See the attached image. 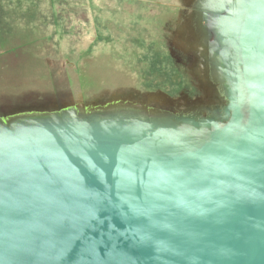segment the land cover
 I'll use <instances>...</instances> for the list:
<instances>
[{"label":"water","instance_id":"1","mask_svg":"<svg viewBox=\"0 0 264 264\" xmlns=\"http://www.w3.org/2000/svg\"><path fill=\"white\" fill-rule=\"evenodd\" d=\"M213 104L0 117V264H264V0H197Z\"/></svg>","mask_w":264,"mask_h":264},{"label":"rangeland","instance_id":"2","mask_svg":"<svg viewBox=\"0 0 264 264\" xmlns=\"http://www.w3.org/2000/svg\"><path fill=\"white\" fill-rule=\"evenodd\" d=\"M192 1L0 0V117L67 104L195 102L190 81L201 84L185 57L199 39Z\"/></svg>","mask_w":264,"mask_h":264},{"label":"flooded vegetation","instance_id":"3","mask_svg":"<svg viewBox=\"0 0 264 264\" xmlns=\"http://www.w3.org/2000/svg\"><path fill=\"white\" fill-rule=\"evenodd\" d=\"M197 0H194V1H192V7H191V9H189L190 11V14H191V12H192V14L194 13V15H195V6H196V2ZM184 7H186V6H184ZM182 9H184V8H182ZM187 9V8H186ZM194 15H192V16H194ZM194 18H195V16H194ZM171 45H172V42H171ZM182 55L184 56L185 54L184 53H182ZM176 56H178V55H176ZM185 57H187V60H188V62H189V64L192 66V62H193V55L192 54H188V56H185ZM195 61V60H194ZM193 66H195V64L193 65ZM190 79V78H189ZM190 85H191V87L190 88H192L193 89V91H194V95L196 96H189L191 99H193L195 102H205V103H210V102H212V100H213V98H214V95H213V93H212V90L211 89H209V87H206V86H202L201 85V87L199 86V85H196V90H195V85L193 86V83H191V81H190ZM194 87V88H193ZM199 88H200V91H199ZM177 98H182V97H177ZM164 105H162L161 103H159V105L157 106V107H163ZM166 107V106H165ZM165 109H167V110H170V111H174L173 110V108H165Z\"/></svg>","mask_w":264,"mask_h":264}]
</instances>
